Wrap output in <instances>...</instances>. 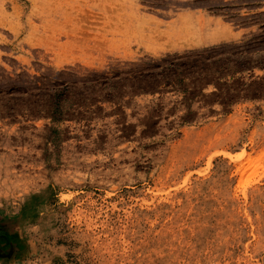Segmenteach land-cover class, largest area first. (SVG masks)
I'll use <instances>...</instances> for the list:
<instances>
[{
	"label": "rangeland",
	"instance_id": "374dc122",
	"mask_svg": "<svg viewBox=\"0 0 264 264\" xmlns=\"http://www.w3.org/2000/svg\"><path fill=\"white\" fill-rule=\"evenodd\" d=\"M0 264H264V0H0Z\"/></svg>",
	"mask_w": 264,
	"mask_h": 264
},
{
	"label": "crops",
	"instance_id": "0c3cea01",
	"mask_svg": "<svg viewBox=\"0 0 264 264\" xmlns=\"http://www.w3.org/2000/svg\"><path fill=\"white\" fill-rule=\"evenodd\" d=\"M166 22L175 26L188 23L189 28L184 29L181 34L186 38V42L191 43L185 44L183 46L184 50L194 47L214 46L224 41H238L254 30L252 27H233L223 16L202 8L183 11ZM179 44V41H175L174 46H177L175 50H179Z\"/></svg>",
	"mask_w": 264,
	"mask_h": 264
},
{
	"label": "flooded vegetation",
	"instance_id": "af4514ba",
	"mask_svg": "<svg viewBox=\"0 0 264 264\" xmlns=\"http://www.w3.org/2000/svg\"><path fill=\"white\" fill-rule=\"evenodd\" d=\"M182 1H186V0H182Z\"/></svg>",
	"mask_w": 264,
	"mask_h": 264
}]
</instances>
